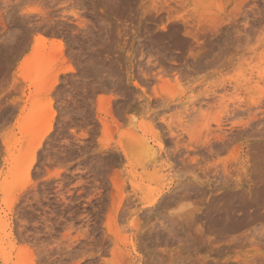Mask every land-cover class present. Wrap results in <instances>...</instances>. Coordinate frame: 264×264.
<instances>
[{
	"label": "rangeland",
	"instance_id": "obj_1",
	"mask_svg": "<svg viewBox=\"0 0 264 264\" xmlns=\"http://www.w3.org/2000/svg\"><path fill=\"white\" fill-rule=\"evenodd\" d=\"M0 264H264V0H0Z\"/></svg>",
	"mask_w": 264,
	"mask_h": 264
},
{
	"label": "bare ground",
	"instance_id": "obj_2",
	"mask_svg": "<svg viewBox=\"0 0 264 264\" xmlns=\"http://www.w3.org/2000/svg\"><path fill=\"white\" fill-rule=\"evenodd\" d=\"M164 5V4H163ZM163 5H159V4H153V5H151L152 6V8L150 9V12H149V14L147 15V17H145V20H148L149 22V24L150 23H152V24H154L155 23V25H157L159 22H160V20H161V17H162V14H163V12H165L167 9H170V7L171 6H163ZM148 12V11H147ZM144 20V19H143ZM144 20V21H145ZM151 27H147L148 29L150 28H152V25H150ZM145 28H146V26H145ZM149 29V30H150ZM178 29V27L176 28V26L175 25H173V24H168L167 26H165V27H163L159 32H157L156 33V35L155 36H158V37H168V39H169V37H172V35H173V33H176L177 34V31L179 30H177ZM153 32V31H152ZM149 33V32H148ZM154 33V32H153ZM175 34V35H176ZM174 36V35H173ZM205 36H207L206 34H205ZM157 37V38H158ZM208 37V36H207ZM206 37V38H207ZM174 38V37H173ZM203 38V37H202ZM205 38V39H206ZM208 39V38H207ZM183 40V39H182ZM202 40V39H201ZM182 43V42H181ZM183 44V43H182ZM186 44V43H185ZM185 44H183V45H185ZM191 44V43H190ZM146 145V144H145ZM144 147V146H143ZM145 147H147V149H145V150H147V152L148 151H152V147L150 148L149 147V145L147 146H145ZM144 147V148H145ZM146 152V151H145ZM148 155H149V153H147Z\"/></svg>",
	"mask_w": 264,
	"mask_h": 264
}]
</instances>
